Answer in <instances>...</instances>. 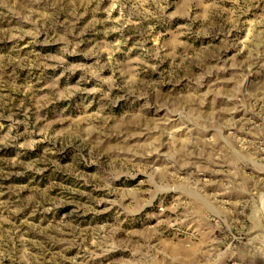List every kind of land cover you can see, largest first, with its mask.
Returning <instances> with one entry per match:
<instances>
[{
	"label": "rangeland",
	"instance_id": "obj_1",
	"mask_svg": "<svg viewBox=\"0 0 264 264\" xmlns=\"http://www.w3.org/2000/svg\"><path fill=\"white\" fill-rule=\"evenodd\" d=\"M0 264H264V0H0Z\"/></svg>",
	"mask_w": 264,
	"mask_h": 264
}]
</instances>
